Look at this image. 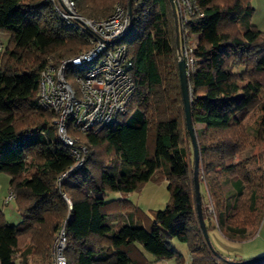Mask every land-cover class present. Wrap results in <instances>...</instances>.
Masks as SVG:
<instances>
[{
    "label": "trees",
    "instance_id": "1",
    "mask_svg": "<svg viewBox=\"0 0 264 264\" xmlns=\"http://www.w3.org/2000/svg\"><path fill=\"white\" fill-rule=\"evenodd\" d=\"M74 2L81 16L95 20L107 17L115 4L128 10L127 0ZM196 3L200 15H189L182 27L177 15V23L179 48L184 34L196 41L187 77L198 174L214 204L215 219L208 214L214 225L228 240L244 241L260 226L264 206V31L250 22L251 0ZM131 14L130 32L121 41L128 46L134 85L120 115L126 117L96 133L69 130L86 149L85 160L61 177L75 159L58 138L55 112L38 101L39 75L47 65L88 49L89 40L47 0H0V33L8 36L0 42V172L9 176L19 216L10 223L0 209V264H49L61 228L67 264L179 259L169 246L172 237L187 244L189 264H264V255L247 263L222 257L205 241L171 7L168 0L131 2ZM155 173V179L166 180L169 199L153 211L149 228L135 225L138 210L127 200L122 199V212L110 210L114 200H105L107 190H139ZM199 192L205 223L200 182ZM139 244L155 259L138 253Z\"/></svg>",
    "mask_w": 264,
    "mask_h": 264
},
{
    "label": "built area",
    "instance_id": "2",
    "mask_svg": "<svg viewBox=\"0 0 264 264\" xmlns=\"http://www.w3.org/2000/svg\"><path fill=\"white\" fill-rule=\"evenodd\" d=\"M47 1L65 23L84 33L89 40L88 49L62 59L57 66L47 65L39 75L38 101L42 107L55 112L53 123L58 138L75 159L61 174V177H67L81 167L86 153L83 146H78L77 139L69 136V130L96 133L114 125L133 97L128 46L121 42L127 36L129 18L128 10L120 4H115L107 17L95 20L81 16L74 0ZM141 1L131 0L133 6ZM172 1L181 27L188 23L189 15H200L196 0ZM186 36L184 34L181 39L179 55L184 59L188 76L193 70L194 59L191 54L193 45L185 39ZM13 199L14 195L9 192L5 201ZM209 204L208 213L213 217L214 209ZM64 247V230L61 228L49 264H67Z\"/></svg>",
    "mask_w": 264,
    "mask_h": 264
},
{
    "label": "rangeland",
    "instance_id": "3",
    "mask_svg": "<svg viewBox=\"0 0 264 264\" xmlns=\"http://www.w3.org/2000/svg\"><path fill=\"white\" fill-rule=\"evenodd\" d=\"M251 4L253 7V12L250 16V22L254 25L257 24L259 29L264 31V0H251ZM7 37L8 36L6 34L0 33V42L2 43V45L6 43ZM190 42L191 44L196 43V41L194 40ZM125 117L126 115L120 116L118 118V122H122ZM248 123L251 124L252 120H248ZM199 126L200 125H196V127ZM153 144V139L150 138L148 141V150L150 153L153 151ZM256 149L257 148H255L254 150ZM156 175L158 176L159 173H155L153 177L146 181L139 190H135L125 194H122L119 191L107 190L104 196L105 200H114L110 203L112 204L110 210L114 213L122 212V210L124 209H122V199L127 200L128 202H131L132 205L136 206L138 210L137 220L133 221L135 225L149 228V226H151V221L153 220V211L163 209L169 199L166 180L164 178L155 179ZM198 179L203 194V209L205 208L207 211V214L205 213L207 216L205 219V223L209 226L207 235L212 248L222 257H228L235 260H246L248 259V257H245L246 255L251 256L250 258L262 256H253L252 254H256L264 250V220L260 223V226L252 233V236L250 238L244 241L228 240L221 234L218 228L214 225L213 219L208 215V208L210 206L209 203H211L213 209L214 204L212 202V199L206 192V185L204 179L202 178V176H200V174H198ZM129 211L130 210L128 209L127 211H125L126 214L124 213L125 215H123L124 219L127 218V214ZM263 213L264 206L262 215ZM169 246L178 252V254L180 255L179 259H177L176 257H172L165 260H159V262H157L156 264H189L190 254L188 246L185 242H181L176 237H172L169 239ZM137 247L138 253L144 252V249L142 246H140V244ZM144 258L147 261H151L153 258L155 259L153 255L147 252H144Z\"/></svg>",
    "mask_w": 264,
    "mask_h": 264
},
{
    "label": "water",
    "instance_id": "4",
    "mask_svg": "<svg viewBox=\"0 0 264 264\" xmlns=\"http://www.w3.org/2000/svg\"><path fill=\"white\" fill-rule=\"evenodd\" d=\"M170 7H171V13L173 18V24H174V31H175V45L177 50V69H178V79H179V87H180V93H181V99H182V108H183V114H184V124L186 131L189 135L191 146H192V156H193V168H192V181H193V188H194V194H195V203H196V212L199 222V227L201 229V232L203 234V237L207 243H209L208 235L206 226L204 223V219L202 216L201 211V205H200V192H199V179H198V166H199V154H198V148L197 143L193 131V126L191 122V116H190V95L188 92V77L185 69V62L182 57L179 55V31H178V23H177V11L175 4L172 0H168ZM127 7H128V18H129V24H128V30L127 34L130 32L131 29V21H132V14H131V0H127ZM257 258L260 257H253L244 260L243 262L247 263L250 261H254Z\"/></svg>",
    "mask_w": 264,
    "mask_h": 264
},
{
    "label": "crops",
    "instance_id": "5",
    "mask_svg": "<svg viewBox=\"0 0 264 264\" xmlns=\"http://www.w3.org/2000/svg\"><path fill=\"white\" fill-rule=\"evenodd\" d=\"M255 26L259 28L257 24H255ZM8 193H9V176L5 173L0 172V209L3 211L5 218L10 223H16L19 220V216L17 211L15 210L13 200H8L7 202H5ZM263 254H264V250L252 255L257 256ZM245 257L250 258L251 256L246 255Z\"/></svg>",
    "mask_w": 264,
    "mask_h": 264
}]
</instances>
